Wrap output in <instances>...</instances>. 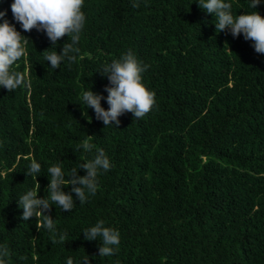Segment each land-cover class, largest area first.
<instances>
[{
  "label": "trees",
  "instance_id": "trees-1",
  "mask_svg": "<svg viewBox=\"0 0 264 264\" xmlns=\"http://www.w3.org/2000/svg\"><path fill=\"white\" fill-rule=\"evenodd\" d=\"M13 2L0 0V11L30 40L13 66L26 85L0 87L6 264H67L70 257L73 264L85 257L90 264H264V54L252 41L217 33L215 15L197 0H85L77 59L54 69L43 52H62L69 37L53 46L44 32H24ZM225 2L234 16H264V0L257 9L252 0ZM129 50L149 66L143 83L157 105L106 127L82 93L102 94L107 110L110 82L101 71ZM85 139L91 152L77 150ZM99 149L112 167L98 175L94 196L81 204L72 193L70 212L53 205L54 231L37 228L42 216L23 221L19 197L29 190L46 197L49 167L60 165L66 179L73 168L86 175L79 165ZM33 159L41 164L36 179L26 175ZM99 220L120 233L114 255L99 256L101 241L84 238Z\"/></svg>",
  "mask_w": 264,
  "mask_h": 264
},
{
  "label": "clouds",
  "instance_id": "clouds-1",
  "mask_svg": "<svg viewBox=\"0 0 264 264\" xmlns=\"http://www.w3.org/2000/svg\"><path fill=\"white\" fill-rule=\"evenodd\" d=\"M84 2L85 0H14L11 11L24 32H31L34 29L44 32L53 46L58 45L63 37H69L70 42L63 45L62 52H49V49L43 52L50 66L59 69L65 60L75 62L77 59L75 55L79 52L77 45L86 22V15L82 11ZM197 2L201 9L215 15L217 33L228 30L237 38L243 34L245 40L252 41L257 53L264 54V16L259 11L234 16L232 5L225 0ZM260 3L261 0H252L250 7L257 9ZM133 7H139V3H134ZM6 15V10L0 11V20L3 21L0 23V87L11 92L27 83L25 74L14 70L13 66L26 54V45L30 38L17 31L15 25L5 19ZM148 67L131 50L120 59L105 65L101 73L110 82L105 88L109 108L106 110L102 107L101 101L105 97L91 89L82 93L86 109H94L96 119L103 121L106 127L112 124L119 127L121 123L119 118L129 112L133 113L135 120L143 118L157 105L156 92L143 83V73ZM89 139L77 145V150L83 148L86 152H91L95 145L91 144ZM111 167L110 160L102 149L98 150L93 159L79 165V169H84L86 175H78L79 170L73 168L66 179L60 165L49 167L50 184L46 189L48 195L40 198L37 191L29 190L19 197L23 221L33 217L39 221L42 216L43 224L38 222L37 228L43 226L49 231H54V219L50 214L52 206H59L65 212L72 211L76 203L72 193L76 194V199L81 204L86 203L89 195L94 196L98 190V175L102 170L108 171ZM40 171L41 164L33 159L26 175H32L36 179ZM65 185H70L71 191L66 192ZM83 234L88 241L98 239L101 241L99 247L101 257L114 255L120 244L119 231L106 227L103 220H99L93 227L84 229ZM65 239L66 234L60 235L59 242H64ZM56 242L53 239V243ZM8 256V248L0 245V264H6L5 258ZM67 264H73L71 257L67 259ZM82 264H90L89 257H85Z\"/></svg>",
  "mask_w": 264,
  "mask_h": 264
}]
</instances>
